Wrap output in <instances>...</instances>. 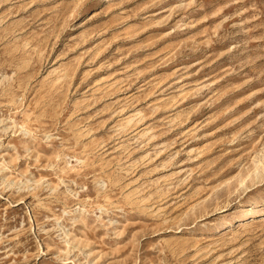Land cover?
<instances>
[{
    "label": "rangeland",
    "instance_id": "rangeland-1",
    "mask_svg": "<svg viewBox=\"0 0 264 264\" xmlns=\"http://www.w3.org/2000/svg\"><path fill=\"white\" fill-rule=\"evenodd\" d=\"M0 264H264V0H0Z\"/></svg>",
    "mask_w": 264,
    "mask_h": 264
}]
</instances>
